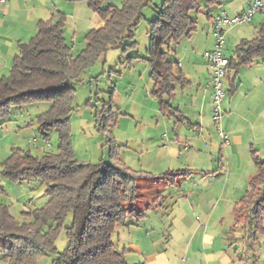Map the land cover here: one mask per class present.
Segmentation results:
<instances>
[{
	"label": "crops",
	"instance_id": "0c3cea01",
	"mask_svg": "<svg viewBox=\"0 0 264 264\" xmlns=\"http://www.w3.org/2000/svg\"><path fill=\"white\" fill-rule=\"evenodd\" d=\"M233 1L232 10L220 12L236 16L252 0ZM57 13L64 17V37L71 32L69 40L74 43L88 30L104 24L85 1L0 2V77L8 74L18 44L30 41L38 22ZM204 17L206 20H195V30L189 36L170 46L175 54L174 71L185 80L164 95L168 109L160 107L152 95L151 81V96L161 117L154 116L159 121L153 127L162 132L146 141L150 148L143 158L145 170L134 171L141 178L171 179L154 193L157 198L168 194L167 199L163 194L160 197L162 205L158 200L146 204L145 210L138 209V217L130 215L115 227L113 242L124 251L127 264H264V212L259 220H249L248 213L241 216L235 211L255 173L254 156L264 159V90H255L257 79L264 78L259 68L264 58L254 59L248 70L242 65L229 71L234 73L233 79L226 75L221 129L230 140L225 144L219 137L220 146L216 145L210 135L216 128L211 70L203 56L214 46V17ZM177 196L179 200L173 203Z\"/></svg>",
	"mask_w": 264,
	"mask_h": 264
},
{
	"label": "trees",
	"instance_id": "16d2710c",
	"mask_svg": "<svg viewBox=\"0 0 264 264\" xmlns=\"http://www.w3.org/2000/svg\"><path fill=\"white\" fill-rule=\"evenodd\" d=\"M85 1L88 8L104 24L90 29L84 36V48L71 55V47L63 34L64 17L57 13L39 21L36 34L26 43L18 44V52L7 75L0 77V121L12 106L36 100H48L50 108L37 117L39 132L46 137L53 130L59 134L58 152L41 158L13 151L4 162V175L22 182L37 178L46 184L48 200L39 209L23 212L32 222L19 223L8 206H0V260L6 264H33L37 255L52 254V264H127L124 251L113 240L115 227L124 224L128 216L140 213L125 203L134 201L133 179L141 176L123 165L118 158L91 165L78 162L69 139L71 99L81 73L109 49L123 51L136 45L134 34L144 19V9L153 0H67ZM200 1L209 8L224 0H162L148 21V45L141 59L149 64L153 82L152 95L160 107L168 109L164 95L174 84L183 83L184 76L175 72L176 63L168 59L170 46L195 30L190 13L198 10ZM264 57V21L251 40H241L229 58V71L249 66L254 59ZM230 91V90H229ZM99 127L103 132L100 121ZM113 123V120L111 121ZM1 125V124H0ZM109 132V131H108ZM111 154L115 155L112 151ZM255 173L248 190L235 206L241 216L259 220L264 212V159L254 156ZM71 214L65 227L67 246L62 253L53 245L55 235ZM45 229V230H44Z\"/></svg>",
	"mask_w": 264,
	"mask_h": 264
},
{
	"label": "rangeland",
	"instance_id": "374dc122",
	"mask_svg": "<svg viewBox=\"0 0 264 264\" xmlns=\"http://www.w3.org/2000/svg\"><path fill=\"white\" fill-rule=\"evenodd\" d=\"M120 1L112 0L110 3L117 5ZM161 2L162 0H153L152 4L144 9V19L134 34L133 39L136 45L133 48L128 51H123L121 48L109 49L95 63L87 66L79 76L76 91L71 99L72 112L68 124L72 153L78 162L97 165L100 162L107 163L118 158L132 170H145V159L143 158L148 152L147 149L150 148L146 141L152 134L161 136L162 130L159 132L153 127L156 120L159 121L157 117L160 115H158L157 101H154L151 96L149 65L141 59L131 60L129 57L145 56V49L148 45V21L154 19L153 10ZM262 3V10L257 12L250 22L224 28L226 34L223 51L228 56H233L238 42L243 39L251 40L257 35L258 27L264 21V0ZM235 5L233 0H224L221 5L209 8L203 1H200L198 10L191 12L190 16L198 22L206 20L204 17L206 14H212V17L222 15L225 11L232 10ZM223 10L224 12H220ZM72 36L71 32L66 34V40L71 47V55H76L83 49L85 40L84 36H80L77 42H70L69 39ZM168 59L175 61V54L171 50L168 53ZM261 65L264 64L261 63ZM261 65L259 68L263 70L261 73L264 76V67ZM243 70H248V67L245 66ZM229 77L233 79L234 73L230 72ZM250 77L248 76V79ZM258 80L259 78L255 90L263 91L264 78ZM243 85L245 87L246 81ZM240 96L236 97L240 99ZM50 106L51 102L48 100H36L21 106H12L9 114L0 121V206H8L9 213L20 224L32 222L28 218H23V212L39 209L47 202L46 184L37 178L22 182L11 180L4 175L3 164L13 151L29 153L36 158L58 152V132L53 130L47 138L42 136L37 121V117L46 112ZM97 121H100L103 128L109 132H103ZM221 123L223 124V121ZM210 135L213 141L216 140L215 144L220 146L219 140L221 139H219L216 128L211 131ZM112 151L116 156L111 154ZM167 179L163 182L158 179L135 177L133 179L134 201L125 203L124 207L145 210L146 204L150 205L156 200L161 204L162 198L167 199L168 194L161 193L157 198L158 196L154 193L157 188L164 187ZM177 200H179L178 196L174 198L173 203ZM71 221L72 215L68 214L63 226L55 235L53 245L58 253H62L67 246L64 229L71 224ZM113 241H116L115 234ZM53 259L52 254H40L36 256L33 264H52ZM0 264L6 263L0 260Z\"/></svg>",
	"mask_w": 264,
	"mask_h": 264
},
{
	"label": "built area",
	"instance_id": "2783aa9c",
	"mask_svg": "<svg viewBox=\"0 0 264 264\" xmlns=\"http://www.w3.org/2000/svg\"><path fill=\"white\" fill-rule=\"evenodd\" d=\"M4 0H0L3 3ZM263 8L262 0H252L240 14L228 17L225 14L213 18L212 35L214 38L213 49L204 53V58L208 61L211 70V88H212V119L215 123L218 136L225 144L228 143L227 135L221 129V122L224 116L223 102L226 96L224 80L229 66V58L223 54L225 46V27L250 22L253 16Z\"/></svg>",
	"mask_w": 264,
	"mask_h": 264
}]
</instances>
